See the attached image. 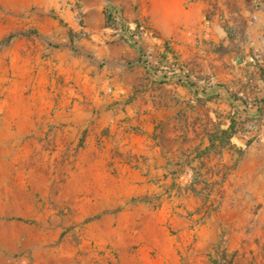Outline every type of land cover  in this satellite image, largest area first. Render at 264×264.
Masks as SVG:
<instances>
[{
    "label": "crops",
    "instance_id": "obj_1",
    "mask_svg": "<svg viewBox=\"0 0 264 264\" xmlns=\"http://www.w3.org/2000/svg\"><path fill=\"white\" fill-rule=\"evenodd\" d=\"M110 4L174 40L193 79L156 82L140 58L148 50L165 56L160 43L112 36ZM82 9L85 26L74 15L62 19L65 44L39 54L31 80L23 69L17 82L22 93L31 88L41 114L50 108L48 122L64 130L65 152L76 148L70 185L103 210L124 205L118 215L131 223L143 213L140 235H167L169 225L166 248L188 254L139 264H222L218 248L238 254L231 264H264V169L249 164L258 147L246 145L248 134H264V0H83ZM239 23L241 39L234 35ZM248 122L254 129L243 128ZM221 131L229 132L227 143L213 140ZM156 196L161 206L151 203ZM147 242L158 246L155 237Z\"/></svg>",
    "mask_w": 264,
    "mask_h": 264
},
{
    "label": "rangeland",
    "instance_id": "obj_2",
    "mask_svg": "<svg viewBox=\"0 0 264 264\" xmlns=\"http://www.w3.org/2000/svg\"><path fill=\"white\" fill-rule=\"evenodd\" d=\"M82 7L83 0H0V264H139L137 261L163 258L185 261L188 254L166 248V237L174 235L169 225L167 235H140L143 213L131 223L129 218L118 215L125 209L122 204L106 211L102 202L81 199L68 180V166L77 161L76 148L71 155L65 152L64 130H55V125L48 122L53 115L50 108L45 107L41 114L29 98L31 88L22 93L17 87L22 79L19 70L25 69V79L31 80L38 55L47 57L51 47L54 50L65 44L68 30L62 19L68 22L74 15L80 29L85 26ZM236 28L234 35L241 39L244 24ZM76 31L71 37L75 41L72 45L79 50L82 32ZM169 41L167 48L173 59L188 69L189 82L193 79L192 69L174 48V40ZM147 52L154 55L152 63L158 70L165 56L155 55L153 50ZM231 63V73L237 74L233 60ZM254 127L251 122L243 126L247 131ZM246 145L258 147L251 151L249 164L255 167L258 162L264 169V134H248ZM170 197L171 194L165 199L172 207ZM151 203L161 206L162 197L156 196ZM176 205L181 208L182 202ZM151 237L158 239V246L147 242ZM226 239L222 237L223 244ZM213 254L220 257L222 264H231L238 255L225 248Z\"/></svg>",
    "mask_w": 264,
    "mask_h": 264
},
{
    "label": "built area",
    "instance_id": "obj_3",
    "mask_svg": "<svg viewBox=\"0 0 264 264\" xmlns=\"http://www.w3.org/2000/svg\"><path fill=\"white\" fill-rule=\"evenodd\" d=\"M108 25L107 30L112 36L138 43L143 38H150L160 43L162 52L165 54V61L158 65V70L153 65L154 55L149 52L142 54L140 58L141 64L148 70L149 75L158 77L164 82L177 81L179 83L186 82L189 79L188 69L182 67L173 59V53L168 50L171 42L169 40H161L155 30L143 19H127L122 11L110 4L107 9Z\"/></svg>",
    "mask_w": 264,
    "mask_h": 264
},
{
    "label": "trees",
    "instance_id": "obj_4",
    "mask_svg": "<svg viewBox=\"0 0 264 264\" xmlns=\"http://www.w3.org/2000/svg\"><path fill=\"white\" fill-rule=\"evenodd\" d=\"M62 21V20H61ZM63 22V21H62ZM231 31L229 30V36L232 37L231 35ZM188 81L186 82H183V83H187ZM222 132V136H220L218 133L217 135L214 136L213 140H219L222 144L224 142H228V138H229V132L228 131H221ZM231 135V134H230ZM243 152V151H242ZM189 188H194V187H189Z\"/></svg>",
    "mask_w": 264,
    "mask_h": 264
}]
</instances>
